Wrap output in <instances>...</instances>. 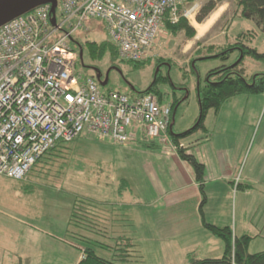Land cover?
<instances>
[{"label": "rangeland", "instance_id": "obj_1", "mask_svg": "<svg viewBox=\"0 0 264 264\" xmlns=\"http://www.w3.org/2000/svg\"><path fill=\"white\" fill-rule=\"evenodd\" d=\"M205 1L184 2L178 19L196 3L200 11ZM235 2L228 0L218 5L212 14L220 8L223 12L200 41L195 39L198 31L189 39L183 32L175 35L163 26L147 57L150 60L141 67H135L121 57L113 59L110 54L104 59L90 55L88 42L110 40L101 19L88 18L67 41L80 52L79 72L84 76L101 74L103 80L108 75V83L100 85L104 93L113 90L136 95L133 88L147 89L160 69L164 75L170 76L171 81L161 83L159 89L163 93L164 104L172 105L175 98L182 99L172 111L173 131L182 133L193 126L199 115L198 89L204 84L207 73L223 64L235 63L241 53L233 51L227 61L216 57L201 58L215 56L221 50L234 46L236 36L248 29L257 32L252 46L264 51V34L255 22L243 17L234 18ZM60 10L59 3L58 16ZM197 14L187 18L194 28ZM58 35L62 37L64 33ZM191 59H194L192 64ZM244 67L250 80L254 75L264 73V58L249 55L244 60ZM205 126L206 130L195 131L184 139L187 146L196 144L192 148L193 153L199 149L204 152L206 148H209L207 151L214 148L228 150L235 157L240 156L239 165H236L239 161H234L229 166L236 173V182L240 176L244 180L250 176L257 179L253 184L254 192H250L246 199L232 195L228 201L213 195L208 202L206 218L209 222V219L220 217L228 220L231 226L237 221L239 229L243 230V210H250L253 213L247 214L244 227L254 230L251 221L260 220L255 225L259 226L258 230L262 229L263 234L251 240L248 250L250 253L264 251V92L241 93L219 111L210 110ZM86 132L72 142H60L46 155L50 159L38 162L24 179L0 176V264H78L87 247H92L100 257L119 264H184L182 258L167 257L159 248L158 231H154L159 218L152 215L158 208L157 204L150 208L151 212L146 211L151 217L149 222V215L143 208L102 203L128 191H121L125 185L123 181L128 176L132 177L133 166L138 165V154L128 145L138 144L99 140ZM142 149L157 152L164 148ZM149 170H156L159 176L165 175L163 161L155 163ZM131 190L133 196L139 195L133 185ZM129 198L130 195L127 200ZM74 206L77 208L75 213ZM193 207L189 205V209ZM133 213L136 216L141 213V218L134 224L129 216ZM189 214L193 216L191 211ZM252 215L256 218H251ZM121 236L130 238L133 246L123 244ZM213 236L205 237L204 247L198 250L199 257L223 254V240ZM181 244L191 245L184 238Z\"/></svg>", "mask_w": 264, "mask_h": 264}, {"label": "built area", "instance_id": "obj_2", "mask_svg": "<svg viewBox=\"0 0 264 264\" xmlns=\"http://www.w3.org/2000/svg\"><path fill=\"white\" fill-rule=\"evenodd\" d=\"M186 0H60L42 5L0 27V176L22 180L59 142L84 132L127 144L139 133L171 142V105L154 94L104 93L103 76L78 71L80 52L67 39L88 18L105 23L118 55L148 57L168 15L177 22ZM199 4L184 11L195 16ZM63 32L60 37L58 34ZM238 183V182H237Z\"/></svg>", "mask_w": 264, "mask_h": 264}, {"label": "crops", "instance_id": "obj_3", "mask_svg": "<svg viewBox=\"0 0 264 264\" xmlns=\"http://www.w3.org/2000/svg\"><path fill=\"white\" fill-rule=\"evenodd\" d=\"M222 12L223 10L219 12L215 18L216 20L220 17ZM216 20H214L213 24ZM212 25L206 30L205 34L211 31L210 29L212 28ZM195 39L200 41L201 36L197 35ZM231 99L226 101V103ZM131 142L138 144L133 147H131L132 145H128V148H132V150L138 154V165L137 167L133 166V173L131 174L132 177L128 176L126 180V190L130 193L125 191L126 194L123 193L118 197L107 199L108 201H104L102 203H118L128 207L137 206L143 208V211L145 212H151L150 208L157 204L158 208H156L154 214L152 215L159 218L154 231H158V237L160 240L159 248L161 252H164L165 256L172 259L176 257L182 258L181 262L188 264L189 255L194 253L197 257H199L198 250L204 247L205 237L207 238L208 235L211 234L203 224V217L206 221H208L206 218L208 215L206 210L209 205V199H212L213 195L222 200L228 199V201L232 195L236 198L240 197V199H246L250 192H254L255 188L253 184L254 180L257 181V179H255L254 176H250V178H252L251 180L250 178H246V180H244V178L240 176L237 183V179L235 180V178H237L236 173L231 171L232 169L229 166H232L234 161L238 162L240 156L235 157L234 154L228 150L215 148L212 151H207L209 148H206L203 150L204 152L199 149L198 152H195L196 156L193 153L194 149H192L196 144L193 143V145L187 146L183 140L182 145L188 147L189 152L194 154L199 161L205 164L207 168L204 178V191L207 197V202L203 207L202 215L200 205L203 196L200 190V183L196 180L194 172L188 162L184 161L177 153L175 145L171 142L162 143L156 138L148 140L140 133ZM135 143L132 144L134 145ZM148 145H152V147H148ZM142 148L164 149L155 152L144 150ZM162 161L163 168L165 170L164 176L157 175L156 170H154V172L149 170L152 165ZM239 163L240 161L236 165H239ZM131 185H133L134 188L136 187V191L139 195H132L134 192L131 190ZM129 195L130 198L127 200V196ZM190 204L194 206L193 209H189ZM189 211L192 212L193 216L189 214ZM194 211L196 215L194 214ZM249 212L250 214L253 213L250 210H243L244 214L242 213L243 217L241 219V224L244 228L243 230L239 229L238 222L235 220L233 226L230 225L228 220L225 221V219H220V217L216 220H209L220 226H231L235 236L249 234L253 236L254 239L260 234H263V231L261 228L258 230L259 226L255 225L259 224L260 220H257L255 223L251 221V223L254 224V230L244 227L247 223V214ZM194 215L196 216L195 219ZM129 216L132 223H137V219L141 218V213L137 216L135 213ZM103 218L105 220L108 219L106 217ZM148 218H150L149 222H151L150 215ZM251 218H256V215H252ZM191 219L193 221H191ZM182 238H184L186 243H191V245L188 246V244H185L183 246L181 244ZM214 238L218 239L216 236ZM172 259L170 261H173Z\"/></svg>", "mask_w": 264, "mask_h": 264}, {"label": "trees", "instance_id": "obj_4", "mask_svg": "<svg viewBox=\"0 0 264 264\" xmlns=\"http://www.w3.org/2000/svg\"><path fill=\"white\" fill-rule=\"evenodd\" d=\"M196 1L197 0H186V2L190 3H195ZM225 1L228 0H206L202 4L201 9L197 14V22L203 23L206 21L209 16L217 9L218 5ZM59 3L60 0H58L57 8ZM235 4L236 13L234 14V18L243 17L254 21L260 31L264 34V0H236ZM180 16L181 17L177 22H172L167 15L164 19L163 26L172 34L176 35L183 32L189 39L195 37L197 34L196 28L190 24L187 17L184 15ZM256 35L257 32L254 29L244 30L236 36L237 40L234 46L221 50L215 56H205L201 58L204 60L209 59L210 57H216L220 58L222 61H227L233 51L239 50V53H241L235 63L230 65L223 64L220 67L209 71L205 77L204 84L202 86L199 85V115L196 118L193 126L189 130L182 133H175L173 131V122L169 126L171 140L176 146L177 153L184 161L188 162L192 166L195 178L200 183V190L203 196L200 205L202 215L203 207L207 202V197L204 191L206 166L203 162L199 161L194 154L189 152L188 147L182 145V141L188 136L192 135L195 131L207 129L205 126V121L210 110L214 109L219 111L226 101L241 93L264 92V73H258L254 75L252 79L248 80L244 67V60L249 55L257 58H264V51L261 52L256 46H252L251 44V42L256 39ZM87 47L90 55L94 58L104 59L107 54H110L113 59L119 57L117 46L108 39L101 42H88ZM149 60L150 58H146L144 60L130 62L135 67H141ZM193 61L194 59H191V64ZM170 81V76L164 75L160 69L155 75L154 82L147 89L140 90L137 87H134L133 89L138 95L154 94L158 96L159 102L163 103V93L160 91L159 85L161 83ZM181 101L182 99L179 100L175 98L173 104L171 105V110L173 111V107ZM172 121H174V117H172ZM57 145L51 150H54ZM148 147H152V145H148ZM51 150L42 155L32 167V169L41 160L50 159L49 157L46 158V155H48ZM123 183H125V185L121 191H123V189H127V181L124 180ZM76 209V206H74L73 213H75ZM203 224L211 234L223 240L225 244L224 252L219 257L205 258L197 257L196 254L191 253L189 255L188 264H264V251L250 253L248 250L253 236L249 234L235 236L231 226H220L210 223L206 221L204 217ZM119 238L122 240L123 244H126L127 246H133L130 238L125 236H121ZM78 264L119 263L100 257L92 247H87L84 250V255Z\"/></svg>", "mask_w": 264, "mask_h": 264}, {"label": "water", "instance_id": "obj_5", "mask_svg": "<svg viewBox=\"0 0 264 264\" xmlns=\"http://www.w3.org/2000/svg\"><path fill=\"white\" fill-rule=\"evenodd\" d=\"M50 4L52 6L53 22L55 23V14L58 0H0V27L39 6ZM101 77V74H98ZM108 75L102 81L105 85L108 82Z\"/></svg>", "mask_w": 264, "mask_h": 264}, {"label": "bare ground", "instance_id": "obj_6", "mask_svg": "<svg viewBox=\"0 0 264 264\" xmlns=\"http://www.w3.org/2000/svg\"><path fill=\"white\" fill-rule=\"evenodd\" d=\"M57 10V9H56ZM222 10V8H220L219 11H216L214 14H212L205 22L204 24L198 23L196 22V28L198 30V36H203L206 32V30L213 24L214 20H216L215 18L217 17V15L219 14V12Z\"/></svg>", "mask_w": 264, "mask_h": 264}]
</instances>
